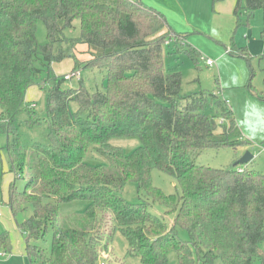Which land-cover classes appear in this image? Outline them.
Listing matches in <instances>:
<instances>
[{
	"label": "trees",
	"instance_id": "trees-1",
	"mask_svg": "<svg viewBox=\"0 0 264 264\" xmlns=\"http://www.w3.org/2000/svg\"><path fill=\"white\" fill-rule=\"evenodd\" d=\"M259 10L264 11V0H236L237 27L243 16L250 25ZM75 20L81 22V37L69 39L65 30ZM40 21L47 28L45 45L36 37ZM185 37L141 0H0V134L7 139L12 172L26 180L22 191L16 190V179L10 183L6 205L15 217L33 208L19 224L32 264H99L117 229L129 243L128 255L143 264H168L170 253L178 264H264V174L239 163L231 169L197 164L206 149L251 142L228 101L182 95V73L165 69V45ZM78 43L102 53H90L80 63L74 53ZM227 50L251 63L248 46L234 38ZM182 51L198 65L196 48ZM71 54L73 72L102 73L103 89L91 92L82 77L78 88H67L65 76L53 74L52 63ZM254 77L251 69L248 87L263 98ZM38 82L46 94L43 118L36 105L25 104L27 88ZM22 113L30 130L46 123L47 142L25 138L18 120ZM119 137H137L142 145L127 154L111 144ZM91 146L110 168L87 163ZM154 170L173 177L181 194L167 195L156 187ZM128 182L136 183L146 200L127 202L120 194ZM75 201L88 203L83 216H62L60 206ZM3 203L0 189V209ZM155 203L175 215L171 225L151 212ZM108 222L113 229L107 233ZM179 229L189 240L179 236ZM49 235L47 253L41 244ZM11 249L9 232H1L0 251Z\"/></svg>",
	"mask_w": 264,
	"mask_h": 264
},
{
	"label": "rangeland",
	"instance_id": "rangeland-1",
	"mask_svg": "<svg viewBox=\"0 0 264 264\" xmlns=\"http://www.w3.org/2000/svg\"><path fill=\"white\" fill-rule=\"evenodd\" d=\"M148 6L163 13L169 25L177 33H184L186 37L182 42L166 44L163 51L164 67L168 72H181L183 76L182 95L207 94L208 99L215 95V99L228 101L227 106L231 108L238 121L243 136L251 143L248 146L236 148L206 149L197 158V164L215 168L231 169L247 153L253 155L251 161L245 164L264 174V11L255 12L250 25L242 17L243 25L237 27L234 16L236 0H224L213 4L212 0H141ZM65 36L69 39L81 37V22L75 20L73 27L65 30ZM36 37L39 45L48 42L47 28L44 22L38 23ZM232 38L240 46H248V52L252 56L251 63L246 59L233 56L228 53L227 47ZM191 45L200 52V59L196 65L182 51ZM61 47L67 50L66 43ZM57 48V47H56ZM180 50V51H179ZM74 53L82 63L90 57V53L99 55L102 50L98 47L89 46L84 43L76 44ZM212 59L216 65L208 67L206 60ZM76 61L72 54L62 62H54L51 70L56 77H64L72 74ZM42 68L41 64H37ZM251 69L255 72L252 84L255 91H259L261 97L255 95L254 90L249 89ZM81 77L84 78L86 87L95 92L103 89L104 76L100 72H92L85 68L81 69ZM48 74V69L43 67L42 78ZM81 77H72L67 80L65 87L78 88ZM40 82L29 86L25 93V104L36 105L35 111L43 118L46 110V94L40 87ZM216 109L215 105H211ZM27 119L26 113L19 115L18 120L21 133L30 143L47 142L46 123L33 130L24 127ZM28 143V144H30ZM111 144L123 148L130 154L142 143L137 137H119L111 140ZM7 139L0 134V189L3 198V206L0 209V233L7 231L10 234L12 249L4 251L0 257V264H32L26 253V235L20 230L19 224L33 215L32 206L26 211L19 213L16 217L6 205L9 198L10 183L16 179V190L25 189L26 180L19 178L12 172L7 152ZM87 163L92 166L110 168V161L100 155L95 146H91L87 153ZM19 176V175H18ZM153 184L160 188L165 194H181L177 182L170 175L154 170L152 173ZM131 204L140 203L145 198H140L138 186L134 182H128L120 194ZM88 203L75 201L60 206L62 216H83ZM150 210L159 217H166L169 225L172 224L175 215H167L166 208L158 203L151 204ZM85 225L82 226L84 228ZM110 232L113 226L108 222L105 227ZM179 236L183 240H189L187 231L179 229ZM52 236L49 235L41 247L50 250ZM129 243L121 231L117 229L111 241H109V252L100 257L99 262L105 264H143L140 258L128 255ZM1 252V251H0ZM34 264H43L35 262ZM168 264H178L175 253L169 254ZM216 264H223L218 261Z\"/></svg>",
	"mask_w": 264,
	"mask_h": 264
},
{
	"label": "built area",
	"instance_id": "built-area-1",
	"mask_svg": "<svg viewBox=\"0 0 264 264\" xmlns=\"http://www.w3.org/2000/svg\"><path fill=\"white\" fill-rule=\"evenodd\" d=\"M206 65L208 66V67H213V66H215L216 65V63H215V61H213L212 59H207L206 60ZM74 76H76V77H81V71H76V72H72V74H67V75H65V80H71L72 79V77H74ZM239 171H242L241 169H239ZM4 255V251H1L0 252V257L1 256H3ZM99 264H105L104 262H99Z\"/></svg>",
	"mask_w": 264,
	"mask_h": 264
},
{
	"label": "water",
	"instance_id": "water-1",
	"mask_svg": "<svg viewBox=\"0 0 264 264\" xmlns=\"http://www.w3.org/2000/svg\"><path fill=\"white\" fill-rule=\"evenodd\" d=\"M253 158V155L250 152H247L239 161V164H246L249 161H251Z\"/></svg>",
	"mask_w": 264,
	"mask_h": 264
},
{
	"label": "crops",
	"instance_id": "crops-1",
	"mask_svg": "<svg viewBox=\"0 0 264 264\" xmlns=\"http://www.w3.org/2000/svg\"><path fill=\"white\" fill-rule=\"evenodd\" d=\"M238 122V121H237Z\"/></svg>",
	"mask_w": 264,
	"mask_h": 264
}]
</instances>
